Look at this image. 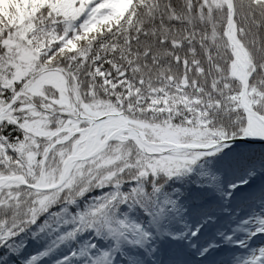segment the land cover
<instances>
[{"label": "snow or ice", "instance_id": "6c2138e0", "mask_svg": "<svg viewBox=\"0 0 264 264\" xmlns=\"http://www.w3.org/2000/svg\"><path fill=\"white\" fill-rule=\"evenodd\" d=\"M0 264H264V0H0Z\"/></svg>", "mask_w": 264, "mask_h": 264}]
</instances>
